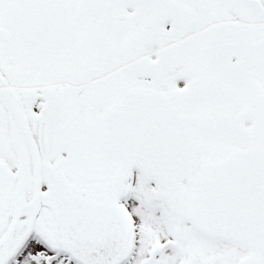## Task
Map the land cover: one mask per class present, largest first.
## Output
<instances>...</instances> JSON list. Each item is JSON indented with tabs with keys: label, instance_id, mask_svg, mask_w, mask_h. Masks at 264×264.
I'll return each instance as SVG.
<instances>
[{
	"label": "snow or ice",
	"instance_id": "snow-or-ice-1",
	"mask_svg": "<svg viewBox=\"0 0 264 264\" xmlns=\"http://www.w3.org/2000/svg\"><path fill=\"white\" fill-rule=\"evenodd\" d=\"M0 264H264V0H0Z\"/></svg>",
	"mask_w": 264,
	"mask_h": 264
}]
</instances>
